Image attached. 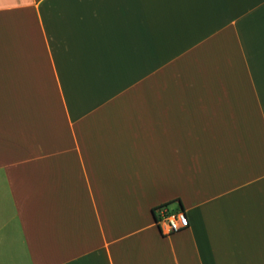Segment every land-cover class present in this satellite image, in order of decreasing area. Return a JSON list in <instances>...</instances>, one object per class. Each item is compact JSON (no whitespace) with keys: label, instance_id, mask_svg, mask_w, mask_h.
Masks as SVG:
<instances>
[{"label":"crops","instance_id":"crops-1","mask_svg":"<svg viewBox=\"0 0 264 264\" xmlns=\"http://www.w3.org/2000/svg\"><path fill=\"white\" fill-rule=\"evenodd\" d=\"M0 264H264V0H0Z\"/></svg>","mask_w":264,"mask_h":264},{"label":"built area","instance_id":"built-area-1","mask_svg":"<svg viewBox=\"0 0 264 264\" xmlns=\"http://www.w3.org/2000/svg\"><path fill=\"white\" fill-rule=\"evenodd\" d=\"M155 223L164 235H170L179 232L189 225L188 217L183 210L169 214L165 207H160L155 210Z\"/></svg>","mask_w":264,"mask_h":264},{"label":"rangeland","instance_id":"rangeland-1","mask_svg":"<svg viewBox=\"0 0 264 264\" xmlns=\"http://www.w3.org/2000/svg\"><path fill=\"white\" fill-rule=\"evenodd\" d=\"M174 207V206H173ZM180 209L178 208V209H172V210H169V214H171V213H176L177 211H179Z\"/></svg>","mask_w":264,"mask_h":264},{"label":"trees","instance_id":"trees-1","mask_svg":"<svg viewBox=\"0 0 264 264\" xmlns=\"http://www.w3.org/2000/svg\"><path fill=\"white\" fill-rule=\"evenodd\" d=\"M166 205H167V204H162V205H160V206L157 207V208L164 207V206H166ZM157 208H154V211H155Z\"/></svg>","mask_w":264,"mask_h":264}]
</instances>
